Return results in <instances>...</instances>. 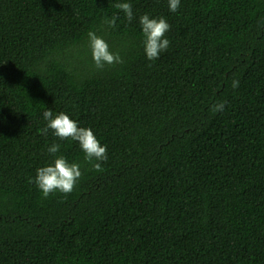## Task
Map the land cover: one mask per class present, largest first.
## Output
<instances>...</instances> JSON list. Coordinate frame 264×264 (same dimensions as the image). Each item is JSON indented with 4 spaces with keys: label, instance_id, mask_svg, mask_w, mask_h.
<instances>
[{
    "label": "trees",
    "instance_id": "trees-1",
    "mask_svg": "<svg viewBox=\"0 0 264 264\" xmlns=\"http://www.w3.org/2000/svg\"><path fill=\"white\" fill-rule=\"evenodd\" d=\"M145 14L170 25L153 61ZM89 31L123 63L97 70ZM61 156L82 176L45 199L29 181ZM0 264H264V0H0Z\"/></svg>",
    "mask_w": 264,
    "mask_h": 264
},
{
    "label": "clouds",
    "instance_id": "clouds-1",
    "mask_svg": "<svg viewBox=\"0 0 264 264\" xmlns=\"http://www.w3.org/2000/svg\"><path fill=\"white\" fill-rule=\"evenodd\" d=\"M180 0H169V11L175 13L178 11ZM115 7L122 11L126 19L131 22L133 20V8L130 3L123 2L115 4ZM118 17L113 16L111 19H105L104 23L109 28L116 26ZM139 24L142 30L144 53L149 61L159 59L161 52L169 47V40L165 38V34L170 30V25L164 18H150L145 14L139 18ZM88 46L91 52L93 64L97 70H102L107 66H114L123 63L119 53H113L109 49L108 43L95 32H88ZM239 87V81L232 82V88ZM226 102H221L213 106L212 111H223ZM47 125L43 132L51 130L53 135L60 140H72L78 142L84 153V159L92 165V170L103 171L101 164L107 160L106 146H101L99 140L90 128L79 127L77 122L68 115L61 112L53 117L51 110L43 113ZM60 145L53 144L48 148V153L54 155L59 151ZM82 172L80 165L77 163L69 164L67 160L61 156L54 159L53 163L48 166L40 167L36 170L34 183L41 191L43 198H48L50 194L59 192L64 195L70 194L77 181L81 178Z\"/></svg>",
    "mask_w": 264,
    "mask_h": 264
}]
</instances>
